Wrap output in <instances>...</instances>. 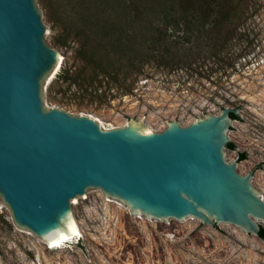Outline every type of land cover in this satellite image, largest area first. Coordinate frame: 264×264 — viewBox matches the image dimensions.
Returning <instances> with one entry per match:
<instances>
[{"label":"rangeland","instance_id":"374dc122","mask_svg":"<svg viewBox=\"0 0 264 264\" xmlns=\"http://www.w3.org/2000/svg\"><path fill=\"white\" fill-rule=\"evenodd\" d=\"M36 2L45 39L63 57L43 83L47 105L108 128L142 120L157 132L167 120L189 125L242 107L225 156L247 152L241 174L261 163L251 182L264 199V0H176L168 15L154 0L130 15L129 0ZM191 11L190 28L180 15ZM71 202L82 235L61 248L18 226L1 204L0 264H264V240L233 223L132 214L98 189Z\"/></svg>","mask_w":264,"mask_h":264},{"label":"water","instance_id":"95a60500","mask_svg":"<svg viewBox=\"0 0 264 264\" xmlns=\"http://www.w3.org/2000/svg\"><path fill=\"white\" fill-rule=\"evenodd\" d=\"M36 0H0V205L45 240L73 225L72 200L98 189L132 214L228 222L260 236L262 190L224 148L234 128L225 106L189 125L142 120L108 128L92 116L47 105L44 81L60 52L46 39Z\"/></svg>","mask_w":264,"mask_h":264},{"label":"trees","instance_id":"16d2710c","mask_svg":"<svg viewBox=\"0 0 264 264\" xmlns=\"http://www.w3.org/2000/svg\"><path fill=\"white\" fill-rule=\"evenodd\" d=\"M142 1V0H129L128 2V6H127V12L129 13V15L131 14L130 12H133V13H144L143 11H141L139 8H140V5H139V2ZM154 1H157L158 4L160 5H163L162 6V9L158 10L157 13L159 14H164L166 13L168 15V12H170L168 9H171V5L174 4L176 0H154ZM181 1H185V0H181ZM187 1V0H186ZM200 2H202L203 0H199ZM154 5V4H153ZM130 11V12H129ZM150 14V12H147V14ZM146 14V13H145ZM151 14L155 15L153 12H151ZM144 15V14H143ZM180 18H184L182 19V21L186 24V26H189L191 28V24L193 22H195V20L197 19L196 16H195V12L194 11H191V12H184V13H181L180 15ZM177 16L173 18V20L177 22V24L180 23L179 20H177ZM131 20V19H130ZM160 47V46H159ZM158 49V48H157ZM157 49H153V50H157ZM152 50V49H151ZM224 108V107H223ZM231 116L234 118V119H237L239 118V115L238 114H233L231 113ZM228 147L230 148H235V144L233 142H229L228 143ZM240 158L241 159H245L247 158V152L244 151V152H241L240 153ZM260 236L264 237V227L262 226L261 227V230H260Z\"/></svg>","mask_w":264,"mask_h":264},{"label":"bare ground","instance_id":"6f19581e","mask_svg":"<svg viewBox=\"0 0 264 264\" xmlns=\"http://www.w3.org/2000/svg\"><path fill=\"white\" fill-rule=\"evenodd\" d=\"M62 60H63V57H62V54H60L59 62L57 64V66L55 67V69H53V71L50 74L51 78L60 69L61 64H62ZM111 128H113V127H111ZM149 131H152V130H149ZM259 222H260V220H259ZM81 232L82 231H81L77 221L74 218L73 225L70 228V230H68L64 234L60 235L59 237L55 238L54 240H47L46 243H48L49 247H51V248H61L65 243L72 242L73 239L80 237L82 235Z\"/></svg>","mask_w":264,"mask_h":264}]
</instances>
